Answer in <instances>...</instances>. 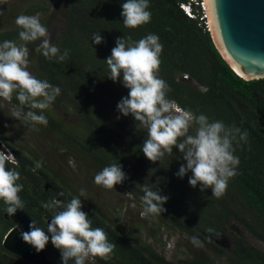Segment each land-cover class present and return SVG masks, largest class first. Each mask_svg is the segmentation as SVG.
<instances>
[{
    "label": "trees",
    "instance_id": "1",
    "mask_svg": "<svg viewBox=\"0 0 264 264\" xmlns=\"http://www.w3.org/2000/svg\"><path fill=\"white\" fill-rule=\"evenodd\" d=\"M181 1L149 0L151 21L132 29L123 25L121 5L125 0H68L67 31L54 45L61 52L70 50L69 56L58 63L36 51L34 75L61 89L55 101L77 114L82 130L71 132L43 111L48 120L46 126L65 133L98 171L118 162L127 176L120 185L136 199L141 200L144 185L153 190L159 188L161 195L168 196L163 205L166 211L161 214L171 225L204 242L230 264H264V251L230 228L234 223L264 244V77L246 80L238 76L216 49L210 31L180 9ZM20 30L0 32V43L19 38ZM94 34H100L103 42L94 44ZM148 34L157 35L163 45L158 74L171 89L169 99L181 109L248 132L247 143L234 144V155L240 163L219 199L211 195L210 189L201 192L199 185L191 187L188 184L191 172L183 178L175 175L185 163L178 149L155 163L146 159L142 144L147 139V130L131 115L125 117L116 109L128 89L122 85V74L116 82L108 78L110 70L105 60L117 38L131 36L138 41ZM13 101L19 105L15 97ZM33 111L40 114L38 109ZM0 148L12 152L18 162L7 166L20 173L23 209L37 227L46 231L47 219L57 210L42 205L52 199L67 204L75 196L74 190L43 166L36 169L38 160L14 146L1 129ZM86 204L82 202L81 210L87 213L92 226L103 228L109 241L116 245L110 259L90 257L86 264H173L109 215ZM5 207L0 201V222L4 230H9L13 222L5 219ZM216 235L224 236L230 245H222L214 238ZM3 251L6 250L0 238V264H18L5 257ZM45 254L52 264H61L60 252L50 240ZM180 264L208 262L191 257Z\"/></svg>",
    "mask_w": 264,
    "mask_h": 264
},
{
    "label": "clouds",
    "instance_id": "2",
    "mask_svg": "<svg viewBox=\"0 0 264 264\" xmlns=\"http://www.w3.org/2000/svg\"><path fill=\"white\" fill-rule=\"evenodd\" d=\"M149 0H125L122 3L121 16L126 28L135 29L151 21L148 11ZM19 29V39L24 42L5 40L0 43V98L11 102L13 96L19 102L14 106L12 117L23 119L26 123L47 125L48 120L43 111L47 110L60 95L61 89L47 80L38 79L29 71L28 43L40 40L35 49L49 60L63 62L69 56L68 49L63 52L50 42L46 26L40 22L39 15H19L15 19ZM94 44L103 42L100 34H94ZM163 45L155 34L134 41L131 36L119 37L111 55L105 60L110 78L116 82L122 74V85L128 94L117 103V111L127 117L131 115L135 122L147 130V139L142 144V152L150 162H157L165 154H173V149L182 153V160L175 174L183 178L191 172L188 184L204 192L210 189L211 195L221 198L228 187V182L237 172L239 157L234 155L235 145L248 142V132L241 131L235 125H225L221 120L210 121L203 114L196 115L189 110L179 108L175 101L168 98L171 91L168 83L159 76L160 56ZM27 107L29 110L24 111ZM40 110L37 114L33 110ZM180 158V159H181ZM10 151L0 150V201L4 203L8 216L23 209L20 197L23 185L18 183L20 173L8 164H17ZM37 161L35 168L42 166ZM35 170V169H34ZM127 179L126 173L118 162L104 167L94 176V183L106 189H114ZM63 195V193H60ZM84 189L79 196H73L67 204L52 199L42 206L45 209L57 210L47 223V230L37 227L34 221L29 224L28 231H21V239L42 251L51 244L60 252L61 264H86L89 257L102 260L111 258L115 243L108 239V234L101 227H93L87 213L82 211ZM143 215H160L166 209L163 205L168 196L161 195L160 189L143 186ZM19 227V226H17ZM196 242V238L193 237Z\"/></svg>",
    "mask_w": 264,
    "mask_h": 264
},
{
    "label": "rangeland",
    "instance_id": "3",
    "mask_svg": "<svg viewBox=\"0 0 264 264\" xmlns=\"http://www.w3.org/2000/svg\"><path fill=\"white\" fill-rule=\"evenodd\" d=\"M67 7L68 0H0V32L18 28L15 19L21 14L39 15L40 22L48 29L50 42L55 44L67 31ZM14 41L18 45L24 43L19 38ZM40 43L41 41L37 40L27 44L29 71L33 75L35 49ZM14 106H18V103L0 98V129L14 146L22 148L27 155L42 161V166L52 174H57L62 182L74 190L75 196H79L80 189H84L86 195L79 197L82 202L90 203L109 215L110 219L116 220L126 231L150 245L173 264H180L191 257L205 259L208 264H230L204 242L198 240L194 242L193 238L178 231L166 216L143 215V202L136 199L122 185H115L111 190L96 185L94 176L100 171L75 147L65 133L42 124L26 123L23 119L15 120L12 117ZM44 111L65 129L76 133L82 130L77 114L65 104L54 101ZM230 228L264 251V244L261 241L250 236L236 224L231 223ZM7 231L0 222L1 244ZM214 238L222 245H230L222 235H216ZM3 253L9 259L12 258L10 252ZM90 259L89 257L88 260Z\"/></svg>",
    "mask_w": 264,
    "mask_h": 264
},
{
    "label": "water",
    "instance_id": "4",
    "mask_svg": "<svg viewBox=\"0 0 264 264\" xmlns=\"http://www.w3.org/2000/svg\"><path fill=\"white\" fill-rule=\"evenodd\" d=\"M206 7L210 35L221 57L238 76L246 80L263 78L264 0H206ZM5 217L13 226L2 240L3 248L32 264H52L45 248L37 252L20 237L21 231L29 230L32 219L28 213L17 209L14 215L5 213Z\"/></svg>",
    "mask_w": 264,
    "mask_h": 264
},
{
    "label": "built area",
    "instance_id": "5",
    "mask_svg": "<svg viewBox=\"0 0 264 264\" xmlns=\"http://www.w3.org/2000/svg\"><path fill=\"white\" fill-rule=\"evenodd\" d=\"M179 7L188 17L198 19L199 24L210 31L206 0H183L179 2Z\"/></svg>",
    "mask_w": 264,
    "mask_h": 264
},
{
    "label": "flooded vegetation",
    "instance_id": "6",
    "mask_svg": "<svg viewBox=\"0 0 264 264\" xmlns=\"http://www.w3.org/2000/svg\"><path fill=\"white\" fill-rule=\"evenodd\" d=\"M10 255L12 256V258L10 259V260H13V262L14 263H18V264H24L23 263V261H21V260H19V259H17L16 257H14V256H17V255H15V254H12V253H10ZM4 256L5 257H7L5 254H4ZM18 257V256H17ZM8 258V257H7ZM20 258V257H19ZM9 259V258H8ZM22 259V258H21ZM24 260V259H23ZM24 261H26V260H24ZM28 262V261H27ZM30 263V262H29ZM32 264V263H31Z\"/></svg>",
    "mask_w": 264,
    "mask_h": 264
},
{
    "label": "bare ground",
    "instance_id": "7",
    "mask_svg": "<svg viewBox=\"0 0 264 264\" xmlns=\"http://www.w3.org/2000/svg\"><path fill=\"white\" fill-rule=\"evenodd\" d=\"M208 13H209V9H208ZM209 19H210V22L212 23L210 14H209ZM212 33H213V28H212Z\"/></svg>",
    "mask_w": 264,
    "mask_h": 264
}]
</instances>
